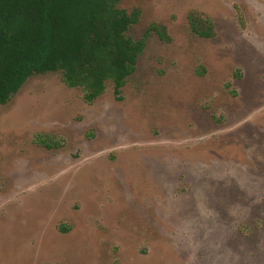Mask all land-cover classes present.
Instances as JSON below:
<instances>
[{
  "label": "rangeland",
  "instance_id": "374dc122",
  "mask_svg": "<svg viewBox=\"0 0 264 264\" xmlns=\"http://www.w3.org/2000/svg\"><path fill=\"white\" fill-rule=\"evenodd\" d=\"M119 6L147 34L120 97L57 71L0 105V264H264V0Z\"/></svg>",
  "mask_w": 264,
  "mask_h": 264
},
{
  "label": "trees",
  "instance_id": "16d2710c",
  "mask_svg": "<svg viewBox=\"0 0 264 264\" xmlns=\"http://www.w3.org/2000/svg\"><path fill=\"white\" fill-rule=\"evenodd\" d=\"M138 8L119 0H0V105L35 73L60 71L69 87L93 103L113 85L120 97L146 47V36L128 32L139 22ZM193 30L211 37L208 17L191 15ZM163 39L165 30L154 27Z\"/></svg>",
  "mask_w": 264,
  "mask_h": 264
}]
</instances>
